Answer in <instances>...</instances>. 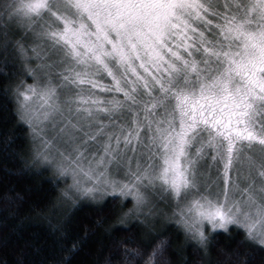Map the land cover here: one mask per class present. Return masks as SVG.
<instances>
[{"label":"snow or ice","instance_id":"snow-or-ice-1","mask_svg":"<svg viewBox=\"0 0 264 264\" xmlns=\"http://www.w3.org/2000/svg\"><path fill=\"white\" fill-rule=\"evenodd\" d=\"M9 57L45 76L4 91L61 199L121 201L114 232L165 216L202 248L235 231L264 251V0H0ZM69 225L49 223L55 264L84 246ZM156 240L121 243L157 264Z\"/></svg>","mask_w":264,"mask_h":264},{"label":"trees","instance_id":"trees-1","mask_svg":"<svg viewBox=\"0 0 264 264\" xmlns=\"http://www.w3.org/2000/svg\"><path fill=\"white\" fill-rule=\"evenodd\" d=\"M8 63L12 66L5 67L0 58V264H55L53 257L66 258L69 253L54 250L48 226L56 221H70V231L78 239L86 238L70 264H144L146 257L128 255L121 242L129 238L132 242L127 247L139 245L143 253H150L153 241L159 243L158 236L166 248L155 258L157 264H264V251L249 247L235 231L210 237L206 248L170 227L172 221L165 216L130 232H114L117 224H127L129 219L122 216L121 201L102 206L101 199H61L64 184L56 185L51 170L41 171L45 166L32 162L31 131L14 115V98L4 91L21 81L39 84L45 76L37 69L36 76L30 77L15 58L9 57ZM28 63L35 66L33 61ZM131 207L128 204L123 211Z\"/></svg>","mask_w":264,"mask_h":264},{"label":"rangeland","instance_id":"rangeland-1","mask_svg":"<svg viewBox=\"0 0 264 264\" xmlns=\"http://www.w3.org/2000/svg\"><path fill=\"white\" fill-rule=\"evenodd\" d=\"M33 63H35V64H36V62H35V61H33ZM43 75H44V74H43ZM42 82H43V81H42ZM42 82H41V83H42ZM41 83H39V84H41Z\"/></svg>","mask_w":264,"mask_h":264}]
</instances>
